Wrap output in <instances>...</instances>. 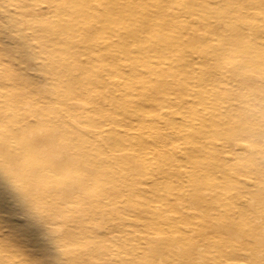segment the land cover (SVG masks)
<instances>
[{"label":"rangeland","instance_id":"1","mask_svg":"<svg viewBox=\"0 0 264 264\" xmlns=\"http://www.w3.org/2000/svg\"><path fill=\"white\" fill-rule=\"evenodd\" d=\"M19 1L0 0V72L6 73L0 76V167L6 165V171L0 172V264H124L125 260L141 264L169 240L174 246L168 253H174L175 259L157 257V264H180V256L193 251L197 257L181 264H264V0L247 6L243 0H176L165 4L159 17L155 14L159 0H143L142 12L150 15L143 32L147 101L138 106V117L133 110L117 106L126 95L122 81L133 80L128 73L115 71L125 58L122 53L86 62L96 67L93 72L61 77L74 85L90 81V89L102 101L86 107L89 115L98 117L94 126L105 135L75 139L74 149L82 147L77 155L128 152L126 141L117 146L107 144V139L119 140L140 123L149 127L152 176L136 184L126 164L132 157L105 164L102 175L90 172L92 162L70 173L63 169L51 174L29 167L18 173L22 156L7 166L5 156L22 142L20 125L65 115L68 125L70 114L86 116L88 110L56 104L54 112L35 113L34 103L26 105L32 96L38 104L55 103L57 94L64 96L70 89L84 103L86 88L54 85L50 68L59 64L51 60L54 54L68 58L66 52L52 51L36 74L22 71L24 61L38 62L43 53L29 26L31 19L22 21L12 13ZM41 17L42 24L49 26L46 30L58 31L56 14ZM92 24L90 19L80 21L79 34ZM207 24L219 29L209 30ZM100 35L110 36L89 33L90 44L99 43ZM187 37L193 38L192 44H183ZM8 70L16 75L9 76ZM77 119L83 131L92 128L87 118ZM30 129L37 137L46 128L33 124ZM56 140L53 152L44 143L33 160L62 158L64 149ZM99 176H105L106 192L97 195V187L89 182L83 200L78 199L77 188L69 197L62 184ZM47 182L55 184L53 199L38 202ZM139 188L140 196L135 197ZM195 195L202 200L200 207L193 201ZM52 202H64L65 207L58 206L57 211ZM138 207L154 211H146L141 219L134 213ZM67 227L77 241L65 239ZM249 229L259 231L261 237L250 241Z\"/></svg>","mask_w":264,"mask_h":264},{"label":"bare ground","instance_id":"2","mask_svg":"<svg viewBox=\"0 0 264 264\" xmlns=\"http://www.w3.org/2000/svg\"><path fill=\"white\" fill-rule=\"evenodd\" d=\"M176 0H159V4L156 7L157 12L155 13L157 17L159 15H163L164 9H166L165 4L167 3H174ZM254 0H243V5L247 6L250 5L251 2ZM45 3L46 6L43 8L38 6L39 4ZM145 5L143 0H20L16 7L18 8L17 11L14 10L12 13L19 17L21 16L20 20L22 19H31L33 22L31 25L32 31L36 33V42L42 48L41 57L36 60L35 62L32 59H27L24 61L25 65L22 68V71H30L32 73H37L38 65H44V60H48L51 56V52H56L62 54L66 52L68 58H61L58 59L57 54H54V59L51 62H58L59 66H53L50 68L51 75L54 74V85L61 86L63 84H70V87H78L82 86L86 88V91L83 92V100L84 103H81V99L79 100L76 96V92L70 89L69 92H66L64 96H60L57 94V99H55V103L52 101L44 102L42 101V105L38 104L35 97H31V101L26 103L29 106L33 104V110L35 113H38L40 110H47L49 112H54L56 110V104L58 106H63V109H66L70 106H82L84 110L87 111L86 116L81 115V113L70 114L71 116V124L64 125V118L61 117L58 119H51L47 117V119L39 118L36 122L23 123L20 125L19 131H21L22 142L21 145L15 146L11 151L7 153L5 156L7 161V166L11 165V160L13 158H18L22 156L24 158V164L20 166L18 169V173L21 171L27 170V168H31L32 171L46 172L47 174L56 173V171L61 172L63 169H66L67 172H71L74 169H78L81 167H87L88 164H91L94 167L90 168V172L94 173L96 170L97 173L102 175V169L105 167V164L114 163V160H121L127 161L131 157L133 160H130L128 163L129 170L131 171V177L134 180V183H143L144 178L146 176H152L151 170V154H150V145H149V127L140 123L134 130H132L129 135L120 136L119 140H111L107 139V144L112 145H121L122 142L126 141L128 143V152H123V150L119 149V152L116 155L110 156L103 153H96L98 155H77L79 150L82 147L74 149L75 139L78 137L81 139L83 136H103L105 135V131L95 127V123L98 120L97 116L89 115V108L86 105H90L91 108L101 105L102 101H99V94L94 90L90 89L92 83L88 81L84 85H79L76 83L75 85L73 82L68 83L67 81L64 83L65 79L68 76L77 75L79 72L84 71H92L96 68L91 63L93 61H99V59H105L106 56L109 58L116 57L114 55H119L118 53H122L125 55V58L122 59L120 65L117 66L115 71H124L128 73V75L132 76L133 80H124L122 81L124 84V99L121 100L117 106L125 107L127 111L133 110L132 114L138 117L140 115L139 105L142 104L144 101H147V91H146V80L143 78L145 75V59H144V43H143V32L147 31V26L149 24L148 19L150 17L149 14L142 12L143 6ZM251 8V7H246ZM165 12V11H164ZM56 14L57 15V30L56 32L51 31L49 29L46 30L49 26L43 25L42 21H44L42 14ZM17 16V18H19ZM90 19L93 21L91 26H87L82 28V34H79L80 28L79 23L82 20ZM19 20V19H17ZM25 21V20H22ZM209 26V30H218L219 26L212 24ZM145 30V31H144ZM107 32L110 36L109 38H104L100 35V42L94 43L91 45V41L89 38V33H104ZM79 36V37H78ZM80 39V40H79ZM123 41L120 48H117L120 41ZM183 44H192L193 38L187 37L184 39ZM84 49H83V48ZM115 47V48H114ZM102 52V53H100ZM100 53V54H99ZM53 54V53H52ZM81 57H84L81 59ZM60 60V61H59ZM84 63L82 64V62ZM91 62V63H86ZM89 65V66H88ZM88 66V68H87ZM7 72V71H6ZM39 72V71H38ZM68 75H66V74ZM75 73V74H74ZM6 73L0 72V76L5 75ZM39 74V73H38ZM37 74V75H38ZM9 76L16 75L14 71L8 70ZM60 76V77H59ZM67 76V77H66ZM62 77V78H61ZM38 78L43 79L42 75L38 76ZM72 78V77H70ZM136 78V79H135ZM59 82V83H58ZM69 86V85H68ZM74 88V89H75ZM82 88V89H83ZM36 90V89H34ZM142 90V91H141ZM137 92L134 93V92ZM146 91V92H144ZM61 94V93H60ZM75 97V98H70ZM85 99V100H84ZM48 100V99H47ZM62 107H60L61 109ZM22 107L19 108L21 110ZM57 116V114L55 113ZM68 115V116H70ZM86 119L93 124L92 128L87 132L83 131V125L80 126L79 122L76 124V119ZM77 119V120H79ZM148 119V117H147ZM39 126L43 125L46 129L42 135L34 136L35 131L30 129L33 124ZM12 131V130H7ZM33 133V134H32ZM87 134V135H86ZM30 135V136H29ZM56 138L59 140V144L63 146L64 149V156L62 158L59 157H52V158H45L44 161L40 160H33V156H35V150L40 147L42 144H47L49 146L48 152H53V148H55V141ZM79 139V140H80ZM150 139V138H149ZM235 140V139H234ZM233 140V141H234ZM83 141V140H82ZM118 141V142H117ZM77 142V141H76ZM84 143H80L79 146H83ZM76 148V147H75ZM18 150V152H17ZM32 156L30 158H25L27 155ZM126 151V150H124ZM25 154V155H24ZM74 154V156H73ZM85 157V158H84ZM11 163V164H10ZM89 167V166H88ZM6 171V165L0 167V172ZM112 173V171L108 170ZM97 173H95L97 175ZM6 176V175H5ZM121 176L126 178L128 175L122 174ZM105 177V176H104ZM103 176H99L98 178L94 179H83V180H74L70 179L66 182L62 183L69 189V197H74V193L77 188L78 192V199L83 200V192L84 190H88L90 187L89 182L97 187L96 194L97 195H104L106 192L105 187L102 186V181L104 180ZM95 178V177H94ZM76 183V184H75ZM6 186L5 183L2 182L1 186ZM3 186V187H4ZM41 189V196L37 199L38 202H43L48 198L53 199V187L55 186L54 183L47 182L44 184ZM94 186V187H95ZM98 188H101L100 190ZM103 190V191H102ZM113 193V191L111 192ZM135 197L140 196L141 189H136L134 191ZM181 200V199H180ZM193 201H195L197 207H200L202 204V200L200 199L199 195H195L193 197ZM52 207L57 209V207H65L64 202L60 203H51ZM125 206V205H124ZM182 210H184L183 203L180 204ZM57 209V211L59 210ZM134 210V209H133ZM153 210L154 208L149 207L148 210ZM204 210V209H202ZM145 209L137 208L135 214H138L141 219H144L143 214L146 212ZM101 213H104L101 211ZM55 216L58 215V212L54 214ZM166 214L164 213V216ZM140 219V220H141ZM149 223V221H146ZM251 235L249 237L250 241L253 240L254 242L261 237V233L254 229H249ZM63 236L67 240H72V242L77 241L76 237L74 238V232L67 227L64 232ZM239 236V235H238ZM240 237V236H239ZM60 244H56L55 247L58 248ZM61 246V245H60ZM174 246L169 242L163 241L160 247L153 250L152 253L154 254L153 257L149 259L145 257V260L141 264H157V257L158 260H162L167 258L168 260H174L175 254L168 253L169 248ZM176 247V245H175ZM98 253V252H97ZM197 253L195 251L189 252L188 254L181 255L179 259V263H183L189 260L194 259L197 257ZM156 259V260H155ZM131 261L125 260L124 264H130ZM52 264H57V262H53ZM140 264V263H139ZM186 264V263H185Z\"/></svg>","mask_w":264,"mask_h":264}]
</instances>
